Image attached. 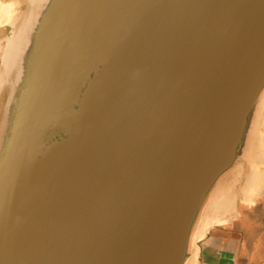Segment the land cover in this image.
I'll use <instances>...</instances> for the list:
<instances>
[{"label": "water", "instance_id": "obj_1", "mask_svg": "<svg viewBox=\"0 0 264 264\" xmlns=\"http://www.w3.org/2000/svg\"><path fill=\"white\" fill-rule=\"evenodd\" d=\"M264 198V0H0V264H200Z\"/></svg>", "mask_w": 264, "mask_h": 264}, {"label": "crops", "instance_id": "obj_2", "mask_svg": "<svg viewBox=\"0 0 264 264\" xmlns=\"http://www.w3.org/2000/svg\"><path fill=\"white\" fill-rule=\"evenodd\" d=\"M239 211L234 227L215 228L200 243V264H264V198Z\"/></svg>", "mask_w": 264, "mask_h": 264}, {"label": "rangeland", "instance_id": "obj_3", "mask_svg": "<svg viewBox=\"0 0 264 264\" xmlns=\"http://www.w3.org/2000/svg\"><path fill=\"white\" fill-rule=\"evenodd\" d=\"M234 224H236V223H233V224L229 225L228 227L232 228L235 226Z\"/></svg>", "mask_w": 264, "mask_h": 264}]
</instances>
